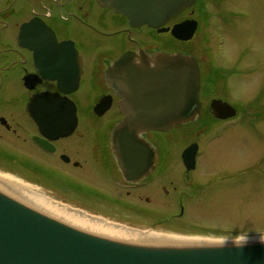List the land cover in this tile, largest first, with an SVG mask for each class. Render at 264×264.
<instances>
[{
  "label": "flooded vegetation",
  "instance_id": "obj_1",
  "mask_svg": "<svg viewBox=\"0 0 264 264\" xmlns=\"http://www.w3.org/2000/svg\"><path fill=\"white\" fill-rule=\"evenodd\" d=\"M196 11L193 8L185 10L166 28L186 20H195L198 30L193 41L203 32ZM0 21L20 23L16 43L8 50L9 57L4 58L0 67H9V70L15 69L21 73L23 85L24 78L30 75L37 82L34 90L25 87L29 94L20 102L0 95V166H10L4 171L47 188L56 198L92 214H131L144 222H152L154 228L162 229H168L169 225L185 226L187 209L189 205L196 204L192 202H195L201 189L211 198L224 187L219 184V179L203 184L198 174L201 170L198 157L202 142L207 137L204 138L203 133L209 135L205 131L208 128L205 120L215 123L211 126L229 123L237 119L240 111L218 89L224 77L222 71L214 62L206 65L205 53L198 58V53L187 49L191 41L177 40L171 32L160 33L158 29L148 26L134 27L126 16L103 7L97 0H9L4 8L0 7ZM32 21L51 28L58 43H66L67 46L62 47L57 56L49 55V51L53 50L46 45L48 35L45 32L40 33L45 37L40 44L27 41L29 47L20 46L21 27ZM83 32L105 39V46L94 44L93 38L82 35ZM161 36L169 41L162 40ZM141 52L152 57L177 53L194 56L200 68L201 100L207 103L202 100L201 116L194 123L143 135L150 145L152 157L138 160V166L147 167V173L142 179L130 182L120 169L111 143L114 127L124 118L121 108L123 99L109 87L106 73L124 54L138 55ZM49 64L59 70L58 73L54 71L59 75V81L78 82L74 91L66 87L68 93H61L62 97H67L74 104L76 110L71 115L72 119L70 116L69 120H63L58 126L50 125L48 113L28 111V105L36 95L59 92V81L48 78L52 76L47 71ZM36 65L42 68L43 73ZM213 100L230 104L237 110V117L232 120L216 119L210 111ZM102 101L105 103L96 111ZM34 113L40 117L39 121L34 118ZM200 125L203 127L199 128ZM174 130H178L183 138L193 136L177 159L172 158L159 142L162 135L175 138L177 134L171 136ZM193 145L198 150L195 167L189 170L183 154ZM160 195L173 197L171 207L173 211H178L177 214L164 216L156 208L142 206L130 199L135 196L139 200L146 196L145 202L150 204L154 197ZM185 230L181 229V232Z\"/></svg>",
  "mask_w": 264,
  "mask_h": 264
},
{
  "label": "water",
  "instance_id": "obj_2",
  "mask_svg": "<svg viewBox=\"0 0 264 264\" xmlns=\"http://www.w3.org/2000/svg\"><path fill=\"white\" fill-rule=\"evenodd\" d=\"M97 1L103 7L125 15L134 27L146 25L161 29L162 33L171 32L180 41L192 40L197 30L196 21H185L172 29L162 28L181 12L193 7L197 0ZM42 32L48 35L46 45L53 50L49 55L57 56L60 49L67 46L58 43L51 28L34 21L21 27L20 46L29 47L27 41L37 44L45 41L40 35ZM36 67L43 73L39 65ZM47 71L52 76L43 74L44 77L59 81L57 68L49 64ZM106 74L109 87L123 99L124 118L114 127L111 143L126 179L135 182L147 173V167L138 166V160L152 157L150 145L143 135L151 131H168L193 123L200 117L199 64L195 57L181 53L153 57L144 52L138 55L126 53L111 65ZM24 84L34 90L37 82L30 75L24 78ZM66 87L74 91L78 82L59 81V92L36 95L31 99L28 111L48 113L50 125H61L76 110L67 97L61 96V93H68ZM102 103L105 102L102 101L96 111ZM210 111L220 120L237 115L231 105L221 100H213ZM33 116L39 121V116L35 113ZM197 150L198 147L193 145L183 154L189 170L195 167ZM0 264H264V241L182 245L127 243L70 226L0 188Z\"/></svg>",
  "mask_w": 264,
  "mask_h": 264
},
{
  "label": "rangeland",
  "instance_id": "obj_3",
  "mask_svg": "<svg viewBox=\"0 0 264 264\" xmlns=\"http://www.w3.org/2000/svg\"><path fill=\"white\" fill-rule=\"evenodd\" d=\"M8 1L0 0V7L4 8ZM201 3L206 4L205 14L200 16L199 9L196 12L203 25V32L186 48L198 53V58L205 53L207 66L216 63V67L224 74L218 89L240 111L237 119L229 123L211 126L215 123L210 124L208 119L205 120L208 125L205 131L209 135L203 133V137H207L203 138L201 155L198 157L201 168L198 174L203 184L219 179V184L224 187L211 198L201 189L195 202H192L196 204L189 205L187 209L186 227L169 225L168 229L154 228L152 222H144L131 214L111 216L81 211L88 216L139 232L189 240H264V0H201ZM19 22L14 24V21H0V64L5 57H9L8 50L16 43ZM89 36L93 38L94 44L105 46V39L93 34ZM161 39L169 41L165 36H161ZM21 77V73L15 69L11 71L9 67H0V95L16 102L25 98L29 92ZM203 102L207 103L206 100ZM178 133V130L171 132L173 137L177 134L173 139L168 135H162L159 139L162 147L176 159L193 139L191 135L183 138ZM3 166L0 169L1 176L19 182L33 194L79 210L56 198L49 189L9 174ZM132 197L131 200L138 201L142 206L156 208L164 216L178 213L171 207L174 202L172 196L154 197L150 204H146V196L139 200ZM190 225L192 228H189ZM181 229L186 230L181 232Z\"/></svg>",
  "mask_w": 264,
  "mask_h": 264
},
{
  "label": "bare ground",
  "instance_id": "obj_4",
  "mask_svg": "<svg viewBox=\"0 0 264 264\" xmlns=\"http://www.w3.org/2000/svg\"><path fill=\"white\" fill-rule=\"evenodd\" d=\"M0 188L12 193L14 197L21 199L26 204L36 208L40 212L51 216L59 221H62L70 226L80 230L107 237L110 239L123 241L127 243H134L140 245H182V244H209L210 241L205 240H189L185 238L165 236L154 233L138 232L136 230L128 229L110 224L106 221L89 218L82 212L71 211L68 208L54 203L49 199L33 194L28 189L24 188L19 182L0 175ZM252 241V240H246ZM264 241V240H255Z\"/></svg>",
  "mask_w": 264,
  "mask_h": 264
},
{
  "label": "trees",
  "instance_id": "obj_5",
  "mask_svg": "<svg viewBox=\"0 0 264 264\" xmlns=\"http://www.w3.org/2000/svg\"><path fill=\"white\" fill-rule=\"evenodd\" d=\"M2 166H0V168H1ZM6 167V169H10V166H6V165H4L3 166V168H5ZM44 185H46V186H48V183L47 182H44Z\"/></svg>",
  "mask_w": 264,
  "mask_h": 264
}]
</instances>
